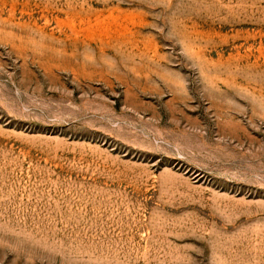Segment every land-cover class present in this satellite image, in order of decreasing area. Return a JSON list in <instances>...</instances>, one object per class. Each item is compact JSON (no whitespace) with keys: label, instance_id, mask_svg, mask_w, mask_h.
I'll list each match as a JSON object with an SVG mask.
<instances>
[{"label":"rangeland","instance_id":"1","mask_svg":"<svg viewBox=\"0 0 264 264\" xmlns=\"http://www.w3.org/2000/svg\"><path fill=\"white\" fill-rule=\"evenodd\" d=\"M0 264H264V0H0Z\"/></svg>","mask_w":264,"mask_h":264}]
</instances>
